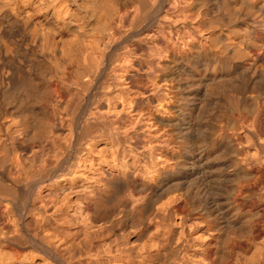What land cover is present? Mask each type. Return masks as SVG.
I'll return each instance as SVG.
<instances>
[{"label": "bare ground", "instance_id": "obj_1", "mask_svg": "<svg viewBox=\"0 0 264 264\" xmlns=\"http://www.w3.org/2000/svg\"><path fill=\"white\" fill-rule=\"evenodd\" d=\"M136 124L149 173L89 163ZM194 215L205 262L264 264V0H0V264H144Z\"/></svg>", "mask_w": 264, "mask_h": 264}, {"label": "rangeland", "instance_id": "obj_2", "mask_svg": "<svg viewBox=\"0 0 264 264\" xmlns=\"http://www.w3.org/2000/svg\"><path fill=\"white\" fill-rule=\"evenodd\" d=\"M102 109L106 116L118 118V126H121L122 130L125 129L122 118L126 116V113L123 110L122 101L118 103L116 111L107 113L109 111V106L107 102L104 101L102 103ZM132 130H130L132 132H130L129 135L131 138L129 137L125 142L119 140L115 136L111 140L105 141L99 139V141H96L93 149H91V151L88 149V152H91V154L89 153L88 155V152H85L86 155H88L86 158H89V163L90 158H92L91 162H93L95 168H101L106 174L128 165V162L131 166H135L141 169V171L149 173L153 164L152 150L150 149V146L153 144L145 137V130L142 128L141 124H136L135 128ZM127 146L130 148H127ZM88 148H91V146H88ZM254 154L255 152L253 150L249 152L248 162L252 163ZM79 186L80 188L84 187V183L81 182ZM153 216L154 215H152V217ZM191 218L192 219L185 225L176 223L168 226L165 224L164 218L158 216L156 219L157 225L150 230L152 231L149 232L150 236L147 235L144 239L145 243L143 242L145 248L143 247V255L141 257L145 259L143 260L144 264H153L152 258L154 257H151L150 252L155 247H153V249L150 248H152L151 245L154 244H157V256L161 264H208L201 256V249L202 245H204L203 237L205 238L209 233L204 229L202 224L197 223V219H199L198 216L194 215ZM254 248L256 250V246H252L248 254L251 253L254 255L256 252L253 251ZM133 255H136V252ZM235 257L232 261L233 264L237 263V258ZM131 258L130 256V259ZM256 260L258 262V258L254 260V264H257Z\"/></svg>", "mask_w": 264, "mask_h": 264}]
</instances>
